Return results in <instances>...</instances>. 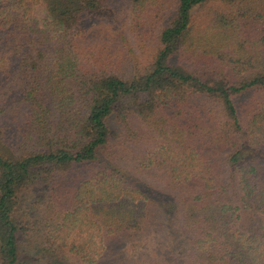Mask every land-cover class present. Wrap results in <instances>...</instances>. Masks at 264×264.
I'll return each mask as SVG.
<instances>
[{"label":"trees","instance_id":"trees-1","mask_svg":"<svg viewBox=\"0 0 264 264\" xmlns=\"http://www.w3.org/2000/svg\"><path fill=\"white\" fill-rule=\"evenodd\" d=\"M0 264H264V0H0Z\"/></svg>","mask_w":264,"mask_h":264},{"label":"rangeland","instance_id":"rangeland-1","mask_svg":"<svg viewBox=\"0 0 264 264\" xmlns=\"http://www.w3.org/2000/svg\"><path fill=\"white\" fill-rule=\"evenodd\" d=\"M158 32V31H157ZM121 37H119V38H121V40L125 37V38H127V39H129L128 38V35L127 36H123V35H120ZM130 39L132 40V42H134V39L135 38H137V33H131V31H130ZM153 38H155L154 36H153ZM129 39V40H130ZM146 41V40H145ZM147 42L148 43H151L152 44V38H150V39H148L147 40ZM135 50H136V54H138V53H140V51H138V49H137V47L135 48ZM114 129H113V131L111 132V140H110V142H116V141H118V140H120L121 138H122V135H121V133H120V131H119V127H120V125L118 124V123H116V125H114ZM118 127V128H117ZM136 243H138V242H136ZM141 245V243L139 244V246ZM126 249H128V251H126L124 254L127 256V257H132L133 256V258L134 257H138L139 255H138V253L139 252H141L142 250H141V248L139 247V248H136L135 249V252H133L132 253V250H129V248H126ZM157 249H160V250H153V251H151V253H148V255L149 256H152L153 257V255L154 256H157V257H163L165 260H167V259H169V258H171V257H173L171 254H169V253H164V248H157ZM134 254V255H133ZM153 254V255H152ZM148 256V257H149Z\"/></svg>","mask_w":264,"mask_h":264}]
</instances>
